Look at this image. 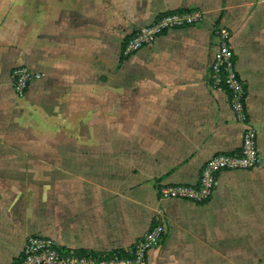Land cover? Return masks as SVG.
<instances>
[{
  "label": "crops",
  "instance_id": "obj_1",
  "mask_svg": "<svg viewBox=\"0 0 264 264\" xmlns=\"http://www.w3.org/2000/svg\"><path fill=\"white\" fill-rule=\"evenodd\" d=\"M188 11L201 22L123 55L135 32ZM219 28L261 164L221 173L206 204L161 199L240 150L246 127L208 80ZM20 66L44 75L23 99ZM157 222L148 264H264V0H0V264L33 236L128 251Z\"/></svg>",
  "mask_w": 264,
  "mask_h": 264
},
{
  "label": "built area",
  "instance_id": "obj_2",
  "mask_svg": "<svg viewBox=\"0 0 264 264\" xmlns=\"http://www.w3.org/2000/svg\"><path fill=\"white\" fill-rule=\"evenodd\" d=\"M202 20L200 11L173 12L160 16L152 25L141 28L128 38L123 46V55L131 56L145 47L152 46L163 33L194 27ZM220 39L215 58L210 64L209 83L213 89H222L229 98L230 107L238 123L246 127L240 150L233 154H217L201 169L195 186L169 185L158 187L161 199L208 203L217 188L218 177L223 172L251 171L258 168L261 158L257 133L250 127L246 106V87L235 70L234 55L230 46L231 34L226 28H219ZM13 88L19 99L25 98L33 83L41 81L44 75L27 66L13 71ZM164 229L155 224L131 250L129 258L109 254L94 256L91 252L80 255L76 250L63 249L52 239L33 236L26 241L23 251L13 264H148V254L159 245Z\"/></svg>",
  "mask_w": 264,
  "mask_h": 264
},
{
  "label": "trees",
  "instance_id": "obj_3",
  "mask_svg": "<svg viewBox=\"0 0 264 264\" xmlns=\"http://www.w3.org/2000/svg\"><path fill=\"white\" fill-rule=\"evenodd\" d=\"M164 239V237L162 238V240ZM162 240H161V242H162ZM161 242L159 243V245L161 244ZM78 252V254H80V255H86L88 252H86V251H77ZM91 254H93L94 256H99V255H97V254H95V253H92L91 252ZM112 256H118V257H123V258H129L131 255H130V253L129 252H127V251H124V250H116V251H114V252H112V253H110L109 254V257L111 258Z\"/></svg>",
  "mask_w": 264,
  "mask_h": 264
},
{
  "label": "rangeland",
  "instance_id": "obj_4",
  "mask_svg": "<svg viewBox=\"0 0 264 264\" xmlns=\"http://www.w3.org/2000/svg\"><path fill=\"white\" fill-rule=\"evenodd\" d=\"M27 67H28V66H27ZM76 122H77V121H76ZM71 132H72V131H71ZM75 147H77V146H75ZM155 224H160V223L157 222V223H155ZM155 224H154L153 226H155ZM160 225H162V224H160ZM137 243H138V242H137ZM137 243H136V244H137ZM129 250H131V248H130ZM129 250H128V251H129ZM106 254H110V253H106Z\"/></svg>",
  "mask_w": 264,
  "mask_h": 264
}]
</instances>
